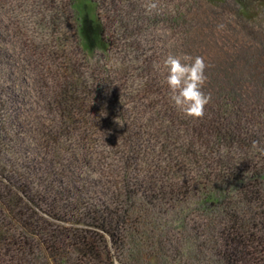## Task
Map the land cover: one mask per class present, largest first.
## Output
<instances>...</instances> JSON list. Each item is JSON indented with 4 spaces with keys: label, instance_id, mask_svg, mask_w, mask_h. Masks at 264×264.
<instances>
[{
    "label": "trees",
    "instance_id": "16d2710c",
    "mask_svg": "<svg viewBox=\"0 0 264 264\" xmlns=\"http://www.w3.org/2000/svg\"><path fill=\"white\" fill-rule=\"evenodd\" d=\"M233 1L246 12V0ZM74 7L82 50L108 49L98 4ZM231 48L207 76L198 119L175 105L168 74L148 66L129 88L110 76L67 81L44 124L24 102L23 77L1 66L0 264H121L138 206L166 205L183 221L193 197L218 211L227 264H264V46L257 60Z\"/></svg>",
    "mask_w": 264,
    "mask_h": 264
},
{
    "label": "rangeland",
    "instance_id": "374dc122",
    "mask_svg": "<svg viewBox=\"0 0 264 264\" xmlns=\"http://www.w3.org/2000/svg\"><path fill=\"white\" fill-rule=\"evenodd\" d=\"M74 1L0 0V44L4 46H0V68L9 65L14 77H23L30 94L24 102L38 111L44 124L56 113L53 94L79 76L90 82L110 76L129 88L131 81L145 76L143 69L148 66L168 74L164 60L178 47V56L187 47L185 54L192 51L193 57H204L209 76L214 64L232 52L231 47L253 51L257 60L264 46V0H246L244 13L233 0L222 4L122 0L118 7L116 0H92L98 4L95 11L106 28L110 47L87 55L78 35L80 15ZM146 2H155L157 9L146 14ZM9 106L14 114L16 105ZM191 200L188 209L180 208L183 221L175 216L178 210L171 211L166 205L138 206L136 219L130 222L137 231L126 240L128 250L121 253V264H227L224 255L232 251L220 245L221 225L214 215L218 211L200 204L197 197Z\"/></svg>",
    "mask_w": 264,
    "mask_h": 264
},
{
    "label": "clouds",
    "instance_id": "9594fccd",
    "mask_svg": "<svg viewBox=\"0 0 264 264\" xmlns=\"http://www.w3.org/2000/svg\"><path fill=\"white\" fill-rule=\"evenodd\" d=\"M144 7L146 14H151L157 9V4L146 2ZM164 66L168 70L166 83L175 105L186 117L202 118L205 114V106L211 100L210 95L202 91L207 81L205 58L193 57L190 54L169 55L164 60Z\"/></svg>",
    "mask_w": 264,
    "mask_h": 264
}]
</instances>
